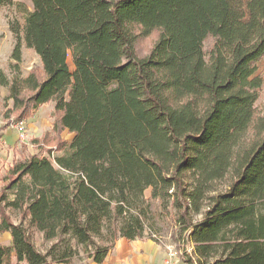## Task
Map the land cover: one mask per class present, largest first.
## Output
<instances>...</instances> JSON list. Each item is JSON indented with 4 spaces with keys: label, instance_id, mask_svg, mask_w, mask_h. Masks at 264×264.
Returning a JSON list of instances; mask_svg holds the SVG:
<instances>
[{
    "label": "trees",
    "instance_id": "1",
    "mask_svg": "<svg viewBox=\"0 0 264 264\" xmlns=\"http://www.w3.org/2000/svg\"><path fill=\"white\" fill-rule=\"evenodd\" d=\"M29 1L0 87L17 119L52 102L51 129L0 187V264L101 263L164 235L186 264H264V0Z\"/></svg>",
    "mask_w": 264,
    "mask_h": 264
},
{
    "label": "rangeland",
    "instance_id": "2",
    "mask_svg": "<svg viewBox=\"0 0 264 264\" xmlns=\"http://www.w3.org/2000/svg\"><path fill=\"white\" fill-rule=\"evenodd\" d=\"M31 10V6H30V1L29 0H13V4L11 6H0V69H2L4 71V73L7 76H11L12 71L9 67V62H10V53H9V49L10 52L13 48V44H14V37L13 34L10 32L9 30V26H8V21L13 20V19H17L20 23L23 22L24 20V16L26 15L27 11ZM154 41V34L139 40V49L140 51L144 52L147 50L148 47H150V45L152 44V42ZM209 41H205V45L204 48H207ZM69 53V52H68ZM67 61L69 64L70 69H72V63H71V59H70V54H68L67 56ZM33 63H39V58L36 55V53L33 50H27L26 47L22 46V54H21V61H20V69H21V74L25 75L28 72V68L33 64ZM255 74L258 75L261 78L262 81V85L260 87V92H259V97L257 99L256 102V108L258 110H262L263 106H264V62H260L259 64H257V69L255 71ZM7 95V88L6 87H0V117L2 118V120H5L8 118H15V114L16 112H13L12 109V102L10 99H8L6 97ZM50 105L53 106V103L50 102ZM48 106H43L38 110L39 114H42L45 111V116L46 114L50 117V113L48 111ZM7 114V115H6ZM38 114V115H39ZM47 117V116H46ZM51 119V117H50ZM51 121V120H50ZM37 122L34 124V129L37 130V132H39L40 129L37 128ZM36 127V128H35ZM26 142L29 143L32 148H33V152H41V153H45L46 149L48 148L47 145H43L41 149L40 147H38V138L39 136H37V134H35V131H29L28 128H26ZM72 137V133H69L67 130H65L62 133V138H65L67 140H70ZM36 139V140H35ZM22 157L25 156V154L27 153V147L21 151ZM52 153H57L60 154V152L57 151H53ZM13 162V160L10 158L5 159L3 166H5L4 170L0 173V187H2L5 183V177L8 175V169L10 167V162ZM6 163V164H5ZM150 194V189L148 188L145 191V196L148 197ZM6 212H9L8 209L5 210ZM12 219L15 220V216L12 215L11 216ZM31 237H32V241L34 242V244L36 245L37 248H39L40 250H43L49 243L48 242H44L42 239V235L39 232L36 231H32L31 232ZM160 240L168 242L170 244V246L174 247L176 249L177 252H179V249L177 248L179 244L173 243L170 239V237L168 235H164ZM182 245V246H181ZM180 248H186L188 251L191 249L190 245L187 243H181ZM76 261H84L82 259H78L75 258Z\"/></svg>",
    "mask_w": 264,
    "mask_h": 264
},
{
    "label": "crops",
    "instance_id": "3",
    "mask_svg": "<svg viewBox=\"0 0 264 264\" xmlns=\"http://www.w3.org/2000/svg\"><path fill=\"white\" fill-rule=\"evenodd\" d=\"M27 50H32L26 48ZM10 53V49H9ZM264 62V56L257 62ZM30 68V67H29ZM28 68V70H29ZM48 106L49 113L52 110V105L49 103L42 104L33 113V115L26 120L27 128L29 131H35L37 136H41L43 133L51 129V119L45 111L42 114L38 113V110ZM39 114V115H38ZM4 120L0 117V125ZM37 122V128L39 132L34 129V124ZM36 128V127H35ZM27 147V154L34 153L32 146L26 141H19L16 130L8 125L4 129L0 130V173L4 170L3 166L5 159L11 158L19 159L22 157V150ZM12 161L10 162L11 165ZM11 241V235L9 232H3L0 235V242L8 244ZM170 244L168 242L160 240L159 242L154 241L147 237L127 239L125 237H119L115 240L113 248L108 252L107 256L101 263H97L90 260L76 261L73 259V264H163L164 260L168 258V249ZM19 264H28L25 261ZM50 264H68V263H50ZM171 264H186L182 259L180 252H176L171 256Z\"/></svg>",
    "mask_w": 264,
    "mask_h": 264
},
{
    "label": "built area",
    "instance_id": "4",
    "mask_svg": "<svg viewBox=\"0 0 264 264\" xmlns=\"http://www.w3.org/2000/svg\"><path fill=\"white\" fill-rule=\"evenodd\" d=\"M8 125L13 127L17 132L18 140L23 142L26 140V128H27V122L25 119H17V118H10L6 119ZM177 251L174 247L169 246L168 249V258L164 260L163 264H171V256L175 254Z\"/></svg>",
    "mask_w": 264,
    "mask_h": 264
}]
</instances>
